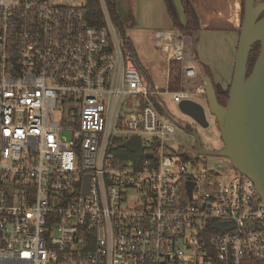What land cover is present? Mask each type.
I'll use <instances>...</instances> for the list:
<instances>
[{"label": "built area", "instance_id": "1", "mask_svg": "<svg viewBox=\"0 0 264 264\" xmlns=\"http://www.w3.org/2000/svg\"><path fill=\"white\" fill-rule=\"evenodd\" d=\"M99 1L101 28L87 0H0V264L264 262L256 185L226 157L174 148L180 126L157 107L204 83L144 82ZM153 43L182 83L199 79L183 34ZM132 139L142 156L123 147Z\"/></svg>", "mask_w": 264, "mask_h": 264}, {"label": "rangeland", "instance_id": "2", "mask_svg": "<svg viewBox=\"0 0 264 264\" xmlns=\"http://www.w3.org/2000/svg\"><path fill=\"white\" fill-rule=\"evenodd\" d=\"M117 2L118 11L126 24V35L132 40L137 59L143 68L141 75L144 82L158 84L164 88L167 72L173 81L180 65L179 62L174 61L168 67L166 56L158 51L153 43L156 33L174 29L166 13L164 0H117ZM177 11L180 16H183L180 4L177 6ZM186 39L193 49L195 60L202 67L203 64H207L212 70V80L220 82L216 87L219 90H222L223 86L226 87L228 81H232L234 72L238 48L236 35L222 30L201 28L191 36H186ZM197 70L199 74L197 82L181 83L179 88L195 92V89L202 84L200 76H205L203 68L199 65ZM164 103L172 120L180 121L183 125H190L194 132L199 134L205 150L218 151L223 148L218 124L216 118L209 112L205 94L196 100L183 102L181 105L175 104L170 96H165ZM170 142L174 148H181L191 155L197 154V145L192 134L181 127L177 128L176 137ZM204 157L202 161L216 159Z\"/></svg>", "mask_w": 264, "mask_h": 264}, {"label": "water", "instance_id": "3", "mask_svg": "<svg viewBox=\"0 0 264 264\" xmlns=\"http://www.w3.org/2000/svg\"><path fill=\"white\" fill-rule=\"evenodd\" d=\"M245 0L244 17L240 29L238 48L235 55L233 79L230 85L229 99L222 105L212 79L204 76L205 97L209 112L216 118L223 148L218 151L205 150L197 132L192 136L197 145V155L226 157L233 168L248 177L257 187L264 203V2ZM261 45V52L248 77V62L251 49ZM124 148L142 156L143 148L137 139L126 143ZM90 177L84 194L90 190ZM189 195L192 185L188 186ZM219 227L233 228L232 224H220Z\"/></svg>", "mask_w": 264, "mask_h": 264}, {"label": "trees", "instance_id": "4", "mask_svg": "<svg viewBox=\"0 0 264 264\" xmlns=\"http://www.w3.org/2000/svg\"><path fill=\"white\" fill-rule=\"evenodd\" d=\"M164 2L166 5L167 13L173 23L174 30L179 31L185 37L191 36L192 34L200 30V21L194 14L192 5L189 2V0H181L183 12H184V18H185L184 22L181 20L180 15L178 14L175 0H164ZM258 2H264V0H259ZM106 4H107L108 11L110 13L111 19L115 27L117 28L125 46L134 53L135 61L140 71H142L143 68L137 59L134 44L126 35V25L123 22L122 17L120 16L118 12L117 0H106ZM244 5H245V0H242V20L241 21H243V17H244ZM86 9L88 13L87 19L92 26L99 27V28L105 26L106 24L105 17H104L99 0H87ZM263 17H264V13L262 14L260 19H262ZM260 52H261V45L259 43L255 44L253 48L251 49L250 56H249L248 77L251 76L253 73V69L257 62ZM178 69L179 70H178V74L176 78L170 82V89L172 91L180 90L179 84H180V79L182 77L180 65H178ZM203 70H204V75L209 76L211 78L210 69L204 66ZM148 84L151 85L152 83H148ZM215 88H216L217 97H218L219 102L222 105H226L229 99L230 87L227 90H219L215 85ZM157 107L162 114L172 119L166 107L162 105H158ZM172 121L178 126L185 129L188 133L192 134L195 131L190 125H183L182 123H180V121H176V120H172ZM245 264H264V262L247 261L245 262Z\"/></svg>", "mask_w": 264, "mask_h": 264}, {"label": "crops", "instance_id": "5", "mask_svg": "<svg viewBox=\"0 0 264 264\" xmlns=\"http://www.w3.org/2000/svg\"><path fill=\"white\" fill-rule=\"evenodd\" d=\"M189 2L192 5L194 14L196 15V17L200 21V30H201V28H204V29L222 30V31L230 32L231 34L236 35V39L238 38V41H239L240 29H241V25H242L241 24V22H242L241 21L242 20V0H189ZM175 3H177L176 7L180 4V9H181V13H182L183 7H182L181 0H179V4H178V0H175ZM165 7H166V5H165ZM166 13H167V11H166ZM167 15H168V13H167ZM168 17H169V15H168ZM180 18L183 22L185 21L184 12H183V16L181 15ZM169 19H170V17H169ZM122 20L124 22L123 18H122ZM170 21H171V19H170ZM170 23H171V27H172L173 26L172 21ZM173 28H174V26H173ZM173 30H171V31H173ZM159 32H169V30L159 31ZM197 64L200 66V68H203L204 66H206L210 69V67L207 64H203V67L198 62H197ZM234 66H235V62H234ZM210 72H211V76H212V70L211 69H210ZM233 74H234V72H233ZM200 77L202 80V78L204 76H200ZM198 78H199V76H198ZM232 79H233V75H232ZM182 81H183V78L181 77L179 85H181ZM212 81L214 84L216 83L215 85L220 84L219 81H214V80H212ZM167 82L168 81L166 79L165 86H166ZM231 82H232L231 80L228 81L227 86L226 87L223 86L222 90H226L227 87H229L231 85Z\"/></svg>", "mask_w": 264, "mask_h": 264}, {"label": "flooded vegetation", "instance_id": "6", "mask_svg": "<svg viewBox=\"0 0 264 264\" xmlns=\"http://www.w3.org/2000/svg\"><path fill=\"white\" fill-rule=\"evenodd\" d=\"M258 1H259V0H257L256 3H260V2H258ZM261 16H262V15H261Z\"/></svg>", "mask_w": 264, "mask_h": 264}]
</instances>
